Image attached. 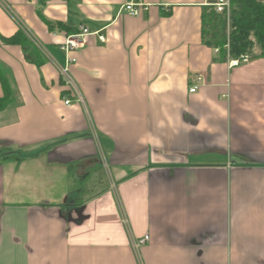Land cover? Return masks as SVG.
<instances>
[{"label": "crops", "instance_id": "obj_1", "mask_svg": "<svg viewBox=\"0 0 264 264\" xmlns=\"http://www.w3.org/2000/svg\"><path fill=\"white\" fill-rule=\"evenodd\" d=\"M128 2L0 0V35L47 52L37 67L0 38V264H264L261 49L230 68L205 45L210 0ZM82 28L85 105L66 106L60 47Z\"/></svg>", "mask_w": 264, "mask_h": 264}, {"label": "trees", "instance_id": "obj_2", "mask_svg": "<svg viewBox=\"0 0 264 264\" xmlns=\"http://www.w3.org/2000/svg\"><path fill=\"white\" fill-rule=\"evenodd\" d=\"M215 1L210 0L209 6L204 7L202 42L210 48L218 49L222 60H227L228 55L238 58L247 53L252 54L255 46H258L264 55V2L231 0V12L228 16L226 13L216 12L212 6ZM41 3L45 4L46 0H41ZM40 17L53 31L54 23L46 19L42 12H40ZM57 27L67 34L76 32L61 23H58ZM0 38L6 46L20 47L28 63L37 67L44 64V54L23 29L10 38L1 35ZM0 84L4 91V97L0 99V110H3L13 102V91L6 73L1 68ZM64 86L67 87L65 83ZM66 93L69 98L73 97L69 89Z\"/></svg>", "mask_w": 264, "mask_h": 264}, {"label": "built area", "instance_id": "obj_3", "mask_svg": "<svg viewBox=\"0 0 264 264\" xmlns=\"http://www.w3.org/2000/svg\"><path fill=\"white\" fill-rule=\"evenodd\" d=\"M212 6L215 8L216 12L220 14L226 13L230 16L231 12V0H216ZM150 8L149 4H145L142 0H129L127 4H125L121 12L126 13L132 17H139L143 12L148 11ZM94 35L91 33L87 28H82L81 32L78 34H74L67 38L66 42L61 45L60 49L66 54V64L63 66H59V72L64 81L67 88L72 92L73 97L66 98L64 103L66 106H72V104H81L85 105L84 97L81 93L80 87L75 82L74 78L71 76L70 73V66L76 63V59L71 58L69 55L72 52L78 51L84 48L87 44V38L89 36ZM99 40L102 43H105V38L103 36L99 37ZM40 48V45L37 44ZM218 49H216V52ZM252 59V54L247 53L241 55L238 58H232L228 55V65L230 68H236L244 64H248ZM201 79L199 78V82ZM198 89V86L193 87L190 91L195 93ZM149 240V237L146 236L144 239L134 242V248L138 249L141 245L145 244Z\"/></svg>", "mask_w": 264, "mask_h": 264}, {"label": "rangeland", "instance_id": "obj_4", "mask_svg": "<svg viewBox=\"0 0 264 264\" xmlns=\"http://www.w3.org/2000/svg\"><path fill=\"white\" fill-rule=\"evenodd\" d=\"M41 49H42V51H43L42 53H44L45 55H47V52L45 51V49L42 48V47H41ZM46 50H47V49H46Z\"/></svg>", "mask_w": 264, "mask_h": 264}]
</instances>
